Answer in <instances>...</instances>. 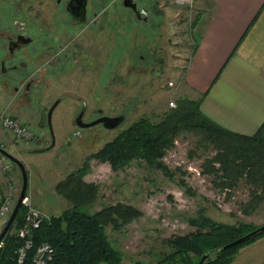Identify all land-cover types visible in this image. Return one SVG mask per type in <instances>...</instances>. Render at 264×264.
<instances>
[{"label":"rangeland","instance_id":"374dc122","mask_svg":"<svg viewBox=\"0 0 264 264\" xmlns=\"http://www.w3.org/2000/svg\"><path fill=\"white\" fill-rule=\"evenodd\" d=\"M157 1L165 15V34L160 36L159 33L153 38L140 40V43L148 42L151 52L144 51L145 57L153 55L162 65L132 69L125 64L116 68L114 77L119 85L111 90L123 95L115 97L118 98L116 101L109 96L112 101L109 106L115 109L114 113L122 105L127 107L126 112L125 107L123 110L126 115L123 124L105 136H91L89 141L86 137L69 135L66 129L71 121L72 104L70 100H64L57 104L50 116L54 146L47 150L50 135L46 127V109L62 91L78 92V86L70 83L67 87L51 84L48 98L41 103L19 105L18 113L24 117L34 116L33 120L24 121L27 125L34 129L38 120L39 127L42 126L41 130H32V140L18 144L0 128V145L19 159L27 172L26 200L22 207L25 215L31 210L38 213L40 219L54 217L71 207L70 201L60 194L65 188L58 185L70 175L78 174L85 184L95 189L94 201L86 207L87 212H98L105 207L110 209L104 230L110 243L121 252L123 264L155 262L160 253L169 251L161 240L190 234L205 218L227 225L241 223L256 227L264 224L263 192L247 183L244 177L231 187H219L216 173L204 171L203 162L213 157L216 149L201 134L181 132L174 137L173 145L160 158L170 173L167 176L155 164L142 158L136 157L113 167L109 162L93 157L133 121L142 116L157 121L163 112L176 107L177 99L183 98L179 78L195 46V2ZM170 101L175 107L169 106ZM0 110L6 111L7 115L16 110L11 97L1 89ZM20 182L17 166L0 154V207L3 203L8 204L9 209L14 207ZM70 183L75 185L73 181ZM75 187L83 189L82 186ZM75 187L70 191L75 192ZM253 196L263 199L257 201ZM4 224L5 219L1 217L0 232ZM236 251L227 264H264V235Z\"/></svg>","mask_w":264,"mask_h":264},{"label":"flooded vegetation","instance_id":"af4514ba","mask_svg":"<svg viewBox=\"0 0 264 264\" xmlns=\"http://www.w3.org/2000/svg\"><path fill=\"white\" fill-rule=\"evenodd\" d=\"M145 2L0 0V89L11 97L15 111L21 104L43 102L48 98L51 84L67 87L72 83L78 86V92L62 91L46 109L48 112L54 102L57 106L64 100L71 101L67 134L86 137L89 141L91 136H105L123 124L127 107L122 105L114 113L115 109L109 106L112 103L109 96L116 101L123 95L111 90L119 85L114 77L116 68L125 64L132 69L162 65L153 55L145 57L144 51L150 53L151 47L140 40L159 33L164 35L165 15L157 0ZM8 116L31 132L42 129L38 120L33 129L16 119V115ZM32 116L29 115L28 120H33ZM113 116H123L114 128H106L100 121ZM95 121L99 122L85 126ZM46 127L51 143L49 127ZM53 146L54 143L47 150ZM0 147L3 149L2 145Z\"/></svg>","mask_w":264,"mask_h":264},{"label":"trees","instance_id":"16d2710c","mask_svg":"<svg viewBox=\"0 0 264 264\" xmlns=\"http://www.w3.org/2000/svg\"><path fill=\"white\" fill-rule=\"evenodd\" d=\"M177 100L176 107L163 112L157 121L142 116L130 123L93 157L107 161L113 167L136 157L142 158L155 164L167 176L170 173L160 158L173 145L174 137L178 134L195 132L216 149L215 155L203 163L204 171L216 173L219 187H231L244 177L247 183L264 193V121L255 134L240 135L215 124L200 112L199 100L186 97ZM217 163L218 167H215ZM70 176L58 186L66 189L60 194L70 201L71 207L60 215L43 217L38 227L30 229L24 238L15 234L25 223L24 206L19 207L12 226L0 244V264H38L34 258L37 248L42 244L52 249L46 264H123L121 252L110 243L104 230L109 221L110 209L105 207L98 212H87L86 207L94 201L95 189L85 184L80 175ZM70 181L83 189H76ZM73 186L75 192L70 191ZM253 199L258 201L263 198L253 196ZM199 226L190 234L161 240L169 251L160 253L155 262L135 261L133 264H196L206 252H209V256L202 264H227L236 250L264 235V230H261L220 251L221 246L246 236L259 225L219 224L205 218ZM27 240L30 245L21 263H18V250ZM192 258L197 260L193 261Z\"/></svg>","mask_w":264,"mask_h":264},{"label":"crops","instance_id":"0c3cea01","mask_svg":"<svg viewBox=\"0 0 264 264\" xmlns=\"http://www.w3.org/2000/svg\"><path fill=\"white\" fill-rule=\"evenodd\" d=\"M193 2L196 41L179 78L182 95L199 100L215 124L251 136L264 121V0Z\"/></svg>","mask_w":264,"mask_h":264},{"label":"built area","instance_id":"2783aa9c","mask_svg":"<svg viewBox=\"0 0 264 264\" xmlns=\"http://www.w3.org/2000/svg\"><path fill=\"white\" fill-rule=\"evenodd\" d=\"M192 0H175L176 3L178 4H183L185 2H191ZM172 83H169L171 85ZM169 106L175 107V104L170 101ZM0 128L12 136L15 142H18V144H22L25 141L32 140V132L29 131V128L26 126L20 125L18 122L12 120L6 113L0 111ZM26 197L23 199V204H25ZM11 213V209H9L8 204L6 203L2 204L0 207V218L4 217L5 221L8 219L9 215ZM25 223L20 229L19 235L20 238H24L28 233L30 229L38 227L41 219L38 213L29 210L27 214L25 215ZM30 242L27 240L25 241L24 245L18 250V263H21L22 258L24 257L25 250L29 247ZM52 252V249L45 244L39 245V247L36 250V262L38 264H46V260L49 259L50 255Z\"/></svg>","mask_w":264,"mask_h":264},{"label":"water","instance_id":"95a60500","mask_svg":"<svg viewBox=\"0 0 264 264\" xmlns=\"http://www.w3.org/2000/svg\"><path fill=\"white\" fill-rule=\"evenodd\" d=\"M133 8H135L134 5H131ZM57 102H54L53 104H51V106L49 107L48 109V112H47V125L49 127V131H50V134H51V138H52V141L50 143V145L46 148H50L52 145H53V142H54V137H53V133H52V130L51 129V122H50V116H51V113H52V110L54 109V107L56 106ZM123 120V116H118V117H104V118H101L100 121H103L106 128H114V126H117V124ZM99 121H95L93 123H90V124H86L85 126H90L92 124H95ZM0 154L2 156H4V158H7L9 161H11L14 165L17 166L19 172H20V175H21V188H20V192L18 194V197L16 199V202H15V205L8 217V219L5 221V224L0 232V244L2 242V239L4 238V236L6 235L5 233H7L10 229V227L12 226L16 216H17V213L19 211V207H21L22 203H23V199L26 197L25 196V193H26V189H27V172L25 170V166L24 164L19 160L17 159L16 157L12 156V154H10L9 152H7L6 150L2 149L0 147ZM261 230H264V224L259 226L258 228H256L255 230L249 232L241 237H238L237 239H235L234 241H231L223 246H221L219 249L220 251L221 250H225L231 246H234L235 244L239 243V242H242L243 240L249 238L250 236H253L254 234H256L257 232L259 233V231ZM209 256V252H206L204 253L200 258L199 260L196 262V264H202L204 262L205 259H207Z\"/></svg>","mask_w":264,"mask_h":264}]
</instances>
